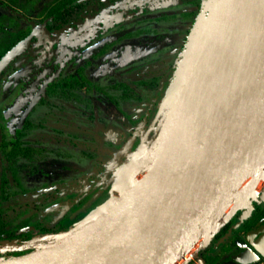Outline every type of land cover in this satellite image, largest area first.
I'll return each mask as SVG.
<instances>
[{
    "label": "rangeland",
    "instance_id": "rangeland-1",
    "mask_svg": "<svg viewBox=\"0 0 264 264\" xmlns=\"http://www.w3.org/2000/svg\"><path fill=\"white\" fill-rule=\"evenodd\" d=\"M67 1L7 0L17 8L9 9L0 0V22L7 31L8 26L14 32L31 30ZM165 2L114 0L33 43L1 75L0 216L34 203L22 215L28 220V241L45 245L86 225L135 178L140 155L162 129L202 21L215 5ZM147 4H153L148 12ZM6 30L0 31V55L14 40L11 35L4 42ZM66 58L61 74L24 116L35 91ZM165 78L171 88L158 97ZM102 168V179L113 173L104 194L89 209L71 210L89 185L73 182ZM263 189L264 183L243 208ZM35 249L0 246L4 253ZM255 264H264V258Z\"/></svg>",
    "mask_w": 264,
    "mask_h": 264
},
{
    "label": "water",
    "instance_id": "water-1",
    "mask_svg": "<svg viewBox=\"0 0 264 264\" xmlns=\"http://www.w3.org/2000/svg\"><path fill=\"white\" fill-rule=\"evenodd\" d=\"M209 1L215 5L202 21L171 111L141 153L135 178L102 213L55 242L0 243L12 251L36 248L0 264H184L264 183V0ZM35 33L0 58V76ZM67 60L44 80L24 116ZM251 231L260 234L249 235L257 251L238 240L245 251L224 264L264 256L256 244L264 225Z\"/></svg>",
    "mask_w": 264,
    "mask_h": 264
},
{
    "label": "flooded vegetation",
    "instance_id": "flooded-vegetation-1",
    "mask_svg": "<svg viewBox=\"0 0 264 264\" xmlns=\"http://www.w3.org/2000/svg\"><path fill=\"white\" fill-rule=\"evenodd\" d=\"M22 1L24 2L25 0H22ZM82 1L84 2V1H88V0H68L62 6H58L56 11H54L52 13H48L47 15H45V17L40 21V23L38 25H36L35 28H32L31 30H25V31L22 30L21 32H18V31H15L14 32V31L10 30V26H8V28H7L8 31H7L6 28H5V26H3L2 23L0 22V31L6 30V31H4L6 34H4L2 36L4 42L5 43L8 42L9 39L11 38V35L14 36L13 37L14 40L12 41V45H11V43L10 44L9 43L7 44L8 45V48L1 53L0 58L13 45H15L21 39L26 38L29 34H31L32 31H35L36 33L32 37V40L29 43L28 47L32 46L33 43H38V42L43 41V39L46 38L47 34H50V33L51 34L52 33H59V32H62L64 30H66L69 27H72L73 25L63 24V26L61 28H57L58 26H61V23L64 22V12L68 8H70L72 5H75L76 3H79V2H82ZM101 1L103 2V4H99V2H94L92 5H94L95 7L97 6V8L100 6L98 9H103V7H106L108 4H110L114 0H112V1H109V0H101ZM179 1H182V2H192V1H196V0H166L165 3L166 4H172V3H177ZM5 2H6L5 5L4 4L3 5L6 6V7H8L9 9L10 8L17 9L15 5H12L11 6L7 2V0H5ZM45 2H46V4H48L49 2H51V5L53 3L52 0H45ZM137 7L138 6H135V9H138ZM152 7H153V4H147V6L144 7V8L148 12V11H150L152 9ZM87 10H90L89 7L87 8ZM89 14H91V13H89ZM34 18H37V17L31 16V19H34ZM84 18L85 17H83V19ZM83 19H81L80 21H82ZM4 71H3V73H4ZM60 74H61V72H60ZM166 81H167V78L164 79V84L166 83ZM162 89H163V86H162L161 90ZM161 90H160V92H158L159 95L161 93ZM37 91L38 90H36L35 93L33 94L32 98H31V101H32V99H33V97H34V95L36 94ZM103 169L104 168L98 170L97 172H94L91 175L100 174L103 171ZM91 175H89V176H91ZM84 179H86V178H84ZM79 180H82V179H79ZM82 182L83 183H77V184H80V185L84 184V181H82ZM73 183L75 184V182H73ZM263 194H264V189L261 190L258 193L257 197H255V199H254V202H249V203H247V205L244 208L242 207L238 211H236V213L232 216V218L226 224H224L219 229V231L214 235V237L212 238V240L207 245H205L204 247H202V248L199 249V251L197 253V256H194L191 259L187 260L184 264H224V263H227V262H229L231 260H235V256H237L238 254H240V253H242V252L245 251V247L239 245L238 242H237L238 240H240L242 242H247L249 246H251V247H253V249H255L254 246H252V244L249 241V235L253 239L255 237L258 238L260 236V234L256 235V233L255 232H252L251 230L259 229L263 225V221H264V214H263L264 213V195ZM251 204H254V209L250 212L249 216L244 220V222L240 225V227L235 228L233 225L236 222L237 217L243 212L244 209H247ZM250 222H253V225H250ZM252 226H255L256 228H252ZM230 230H231V232H230ZM228 233H229V235H227ZM259 240H261L260 242H263L264 241V234L257 241H259ZM262 250L264 251V249H262ZM255 251H257V250L255 249ZM262 258H264V256L263 255H260V257L258 259L252 260V261H250L248 263H241V262L240 263L241 264H255L258 261L260 262V260ZM201 259L204 261V263L202 262Z\"/></svg>",
    "mask_w": 264,
    "mask_h": 264
},
{
    "label": "trees",
    "instance_id": "trees-1",
    "mask_svg": "<svg viewBox=\"0 0 264 264\" xmlns=\"http://www.w3.org/2000/svg\"><path fill=\"white\" fill-rule=\"evenodd\" d=\"M112 1V0H109ZM94 2H99V4H103L101 0H88V1H82L79 3H76L75 5H72L70 8H68L64 12V22L61 23V26H58L57 28H61L63 24L66 25H74L83 17L87 16L89 13H92L96 11L98 8L92 5ZM89 7L90 10H87ZM182 76V75H181ZM169 81H166V83L163 85V89L161 90L160 94L166 93V91L171 88V84ZM170 87V88H169ZM160 96V95H159ZM158 96V97H159ZM163 118V123H164ZM107 170V168H106ZM112 172L107 173V178L102 179L103 177V171L100 174L97 175H91L86 179L77 180L76 183H88V187L79 194L77 198L73 200L72 203V209H89L92 206H94L96 200L102 196L106 190V187L110 184L112 180ZM75 205V208L73 207ZM36 206L34 203L27 204L24 206H20L14 210H11L3 215L0 216V243L2 242H11L16 240H26L28 241L30 239V231L26 229V226L28 227V220H26L27 216H22L26 211L34 209ZM61 219V223L65 220ZM67 226L64 227V230H66ZM44 230V228H42ZM48 229V228H47ZM46 229V231H47ZM226 229V228H225ZM49 232V231H47ZM25 252H7L4 253L0 250V259L3 258H10L16 255L23 254Z\"/></svg>",
    "mask_w": 264,
    "mask_h": 264
},
{
    "label": "bare ground",
    "instance_id": "bare-ground-1",
    "mask_svg": "<svg viewBox=\"0 0 264 264\" xmlns=\"http://www.w3.org/2000/svg\"><path fill=\"white\" fill-rule=\"evenodd\" d=\"M166 118V117H165ZM166 120V119H165ZM164 124H165V121H164ZM164 126V125H163ZM161 128H163V127H161ZM161 130L162 129H160V132H161ZM159 132V133H160ZM126 162V161H125ZM136 174H137V172H136ZM107 214V211L106 212H104L98 219H96L94 222H99L100 220H102L104 217H105V215ZM262 239V238H261ZM57 240H59L58 238L55 240V241H57ZM54 241V242H55ZM261 240H259V241H257L256 242V244H257V246L259 247V249L264 253V251L262 250V249H264V241L263 242H260ZM260 242V243H259Z\"/></svg>",
    "mask_w": 264,
    "mask_h": 264
}]
</instances>
